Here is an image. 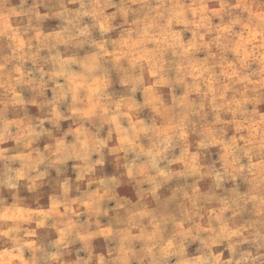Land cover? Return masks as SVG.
<instances>
[{
    "label": "clouds",
    "instance_id": "9594fccd",
    "mask_svg": "<svg viewBox=\"0 0 264 264\" xmlns=\"http://www.w3.org/2000/svg\"><path fill=\"white\" fill-rule=\"evenodd\" d=\"M0 264H264V0H0Z\"/></svg>",
    "mask_w": 264,
    "mask_h": 264
}]
</instances>
